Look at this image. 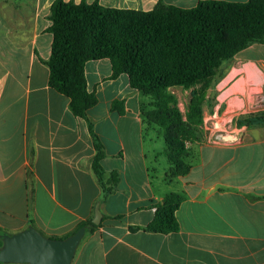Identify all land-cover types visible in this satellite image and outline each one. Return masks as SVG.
<instances>
[{
    "label": "crops",
    "instance_id": "1",
    "mask_svg": "<svg viewBox=\"0 0 264 264\" xmlns=\"http://www.w3.org/2000/svg\"><path fill=\"white\" fill-rule=\"evenodd\" d=\"M54 1L0 0V227L16 233L33 225L63 237L93 220L98 206L101 223L87 228L72 264H264V126H243L232 140L204 137L190 145L187 174L158 178L166 144L142 114L151 97L133 89L127 74L114 77L109 59L90 60L87 87L98 102L88 118L105 149L106 177L120 173L105 193L86 119L49 84ZM66 1L148 11L160 1L191 8L202 0ZM263 52V43L239 52L237 70L260 68L264 78ZM233 68L225 75L231 81ZM171 192L184 197L179 230H146Z\"/></svg>",
    "mask_w": 264,
    "mask_h": 264
},
{
    "label": "trees",
    "instance_id": "2",
    "mask_svg": "<svg viewBox=\"0 0 264 264\" xmlns=\"http://www.w3.org/2000/svg\"><path fill=\"white\" fill-rule=\"evenodd\" d=\"M50 19L52 52L45 61L50 70L49 84L70 99L74 115L86 119L96 147L93 169L105 193L119 182L120 173L115 170L107 178L101 164L105 149L88 118L89 109L98 102L87 87L88 61L109 59L114 77L127 74L133 89L151 97L142 114L163 134V154L170 164L168 176L173 178L187 174L192 167L189 145L205 137L207 93L222 75L224 64L251 44H264V0H202L191 8L160 1L148 11L55 0ZM174 87L192 89L185 116L171 92ZM235 123L239 127L264 126V110L244 114ZM183 199L177 192L168 193L155 206L154 218L145 229L178 231L175 214ZM82 226L93 231L99 225L88 218L75 231ZM4 233L9 232L0 227V235ZM2 244L0 239V247Z\"/></svg>",
    "mask_w": 264,
    "mask_h": 264
},
{
    "label": "rangeland",
    "instance_id": "3",
    "mask_svg": "<svg viewBox=\"0 0 264 264\" xmlns=\"http://www.w3.org/2000/svg\"><path fill=\"white\" fill-rule=\"evenodd\" d=\"M252 56H256V51H247ZM264 55V52H263ZM234 67V68H233ZM241 66L234 61L224 64L222 67V75L217 78L214 86H212L207 93L208 100L204 108V122H203V131L206 138L211 140L217 139V135H220L221 140H232L235 139L236 134L239 132L240 128L236 125L235 120L244 115L250 114L262 110L263 106L260 105V99L264 96V78L257 80L255 76L254 91L247 96L245 99V104L243 106L229 108L228 101H223L222 96L226 91L231 90L233 87H236L240 79H243L248 75V72L252 71L248 66L242 71L237 70ZM234 69L232 75L238 74L232 81L230 78H226V73L230 69ZM256 70L257 68L254 67ZM260 69V68H258ZM257 69V70H258ZM229 70V71H228ZM228 71V72H227ZM261 71V69H260ZM253 73V72H252ZM242 76V78H239ZM171 92L175 94L178 99V106L185 116L188 110V105L191 100L192 89H185L183 87H174L171 88ZM161 144L164 142L163 137L161 136V141H158ZM158 143V145H159ZM190 146V145H189ZM169 163L166 156L160 161L158 166V178L165 177V173H169ZM169 178V177H168Z\"/></svg>",
    "mask_w": 264,
    "mask_h": 264
},
{
    "label": "water",
    "instance_id": "4",
    "mask_svg": "<svg viewBox=\"0 0 264 264\" xmlns=\"http://www.w3.org/2000/svg\"><path fill=\"white\" fill-rule=\"evenodd\" d=\"M101 215L96 206L93 224L101 223ZM86 230L82 226L65 238L46 236L33 225L16 233H4L0 235V264H72Z\"/></svg>",
    "mask_w": 264,
    "mask_h": 264
},
{
    "label": "bare ground",
    "instance_id": "5",
    "mask_svg": "<svg viewBox=\"0 0 264 264\" xmlns=\"http://www.w3.org/2000/svg\"><path fill=\"white\" fill-rule=\"evenodd\" d=\"M251 69L252 71H249L248 75L241 79L237 83L236 87L226 91L221 97L223 101H228L229 108L243 106L247 96H249V94L254 91V87L252 86L255 83V76H257V80L263 78L262 73L258 70H255L253 66H251Z\"/></svg>",
    "mask_w": 264,
    "mask_h": 264
},
{
    "label": "built area",
    "instance_id": "6",
    "mask_svg": "<svg viewBox=\"0 0 264 264\" xmlns=\"http://www.w3.org/2000/svg\"><path fill=\"white\" fill-rule=\"evenodd\" d=\"M264 95V94H263ZM260 101V105L263 106L262 110H264V96L261 97V99L259 100ZM220 135H217V139L221 140V138H219Z\"/></svg>",
    "mask_w": 264,
    "mask_h": 264
}]
</instances>
